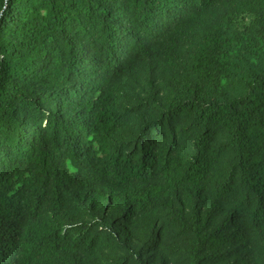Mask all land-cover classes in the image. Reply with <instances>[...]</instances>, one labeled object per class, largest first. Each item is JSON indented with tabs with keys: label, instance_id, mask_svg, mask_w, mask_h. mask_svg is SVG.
Masks as SVG:
<instances>
[{
	"label": "trees",
	"instance_id": "1",
	"mask_svg": "<svg viewBox=\"0 0 264 264\" xmlns=\"http://www.w3.org/2000/svg\"><path fill=\"white\" fill-rule=\"evenodd\" d=\"M0 264H264V0H0Z\"/></svg>",
	"mask_w": 264,
	"mask_h": 264
}]
</instances>
